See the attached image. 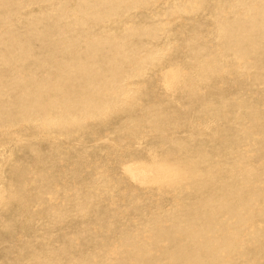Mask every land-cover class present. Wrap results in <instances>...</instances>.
I'll return each instance as SVG.
<instances>
[{
  "label": "bare ground",
  "instance_id": "obj_1",
  "mask_svg": "<svg viewBox=\"0 0 264 264\" xmlns=\"http://www.w3.org/2000/svg\"><path fill=\"white\" fill-rule=\"evenodd\" d=\"M64 2L0 0V29L4 28L0 33V131L5 137L16 128L33 133L31 139L25 135L30 141L23 140L26 142L24 145L16 144L17 141L14 143L18 148L25 147L27 150L33 143L45 137L48 141L55 142V139L61 141L68 148L67 158H71L63 166L78 169L84 160L75 152L76 149L71 143L73 141L82 143L85 140L82 133L86 135L85 132L90 128L88 125L94 123L99 126V121L102 122L103 117L108 119L118 113L129 115L127 117L130 118L133 108L138 104L140 106L139 92L142 88L139 90L137 88L139 84L135 86L134 83H129L131 80H127L128 84H125L127 82L122 77L129 70L123 61L131 59L125 60L123 42L121 44L117 42L119 39L127 40L129 38L127 36H131L129 40L137 42L138 40L134 38L137 36L139 38V33L135 36L136 27L129 29L127 25L121 24L124 28L119 30L115 25L121 22L119 20L122 17L124 20L130 18L127 20L129 22L126 21L127 24L133 23L132 18L139 16L136 10L141 12L140 7H145V18L152 11L167 12L170 8H161L165 3L163 0L154 1L149 9H146L145 5V2H150L148 0L141 1L145 3L144 6L139 5L140 1L137 0ZM114 3L118 4L117 7ZM121 3L124 4V7L121 5L123 8L126 3H128L126 7L131 8L128 10L129 13L125 12L126 16L123 13L119 14L121 6L120 9L118 6ZM177 3L180 1L177 0ZM35 4L45 6L46 10L39 14L35 12L38 14L36 16H27L25 21L20 14L21 9ZM223 4L225 7L221 8ZM111 5L116 7L112 8V12ZM195 7L190 10L188 8L189 12L193 13L198 9ZM183 8L185 10H180L188 13L186 7ZM147 10L151 13L148 14ZM179 15L180 13L176 15L177 20L183 19ZM210 15L216 18L215 35L220 36V42H217L220 44L213 52L208 51V55L200 59H196L198 54L189 56V67L179 62L178 64L186 71L180 70L181 67L177 63L172 62L171 65L161 63L163 67L158 69L160 72L158 82L162 84L163 92L175 89L179 91L177 94L182 93L187 98L188 105L193 108L187 110L186 114L193 113L196 120L214 119L224 127L223 134L214 133L212 140L209 139L211 143L218 141L216 142L218 149L206 153L205 140L201 142L199 138L197 142H200V145L195 148L186 147L182 141L180 144L171 143L170 150L161 154L148 152L146 160L135 159L128 162L120 160L118 164L120 174L125 181L133 184V192H136L130 198L127 190L120 192V196L133 201L138 197L139 202L147 201V207L144 206L146 204L140 207L150 210V214L138 218L136 222H123L125 224H121L119 230L112 231L110 238L106 239L101 238V235L108 231L107 226L101 223V219L109 209L105 208L104 212L88 209L91 193L87 192L86 197L75 189L65 187L62 193L60 192L63 198L57 195L48 184H57L58 181L56 183L54 176L47 174L44 166L37 163V156L30 158V162L35 163L31 167L29 165L28 168L20 170L21 168L14 166L8 174L12 177L8 186L14 190L12 192L10 190L6 195L9 202L12 200L20 202L23 195L31 196L27 193L26 186L34 185L36 193L32 197L40 207L43 206L41 212L45 218L44 223L48 221L47 224H50V221L58 219L65 221L69 215L70 212H66L61 205L62 201L60 205H54L57 198L74 205L71 212L81 219H89L92 215L98 218L95 226L91 225L94 231L90 232L88 242L85 243L81 241V236L85 232L83 226L78 228L74 236L64 235L61 238L63 246L58 250L50 248V242L46 239L48 235L39 237L41 245L37 244L38 247L31 251L26 264H264V155H261L264 154V150H259V147L264 145V97L260 98L261 94H264V63L259 61V54L264 53V0H216L214 7L210 8ZM149 18L152 17L147 19ZM23 21L24 26L21 25L23 33H20L21 30L19 31L17 26L23 24ZM159 21L161 22L160 19ZM109 22L116 27L115 33H108L107 28L104 29ZM143 22L147 25H144V30L139 28L143 36L150 35L146 29L157 33L159 31L161 32L159 36L163 35V28L167 27L163 22L164 27ZM97 29H100V32H97ZM14 31H17L16 35L10 36ZM95 33L97 34L94 35ZM155 34L151 37L154 41L157 39L156 36L158 37V34L156 36ZM195 34L194 43L199 42L201 46L205 36ZM141 40L140 38V42ZM82 44L84 49L80 47ZM164 47L162 48L159 43L154 45L153 49L147 50V59L148 55L150 59L145 63L153 58L160 62L161 59L157 55H163ZM256 58L258 62L254 60ZM150 64L153 67L154 62ZM128 65L130 67V64ZM136 65L134 69L131 68L130 75L132 78L134 76L135 79L138 77L141 79L142 75ZM144 67H148V64L143 65ZM193 73H197L196 78ZM198 83L201 85L206 83L209 97L201 100L198 95L200 88ZM231 91L235 93L236 101ZM11 93L12 95H8ZM253 94H257L258 97L255 99L241 97ZM229 96H232L231 100ZM154 110L155 107L144 110L147 116L145 126L161 133L167 132L166 125L170 120L173 122L179 120L177 119L179 116L176 118L173 116V111L166 113L164 109L162 112L161 108H157L159 114L154 116ZM23 123L33 126V132L29 127L22 126ZM189 125L190 131L196 136L204 129L200 122L196 124L192 122ZM197 126L199 129H196ZM39 127L42 133H39ZM125 127L127 126L122 128ZM206 128L208 129V126ZM122 131L124 129L120 134ZM172 131H175L174 128L168 129V132ZM190 140L194 139L187 141ZM163 143L162 145L166 144ZM11 152L0 154V172L5 170L8 161L13 157ZM92 166L102 173L101 177L104 174L109 176L110 171H107L109 166L104 170L103 167H96V164ZM101 179L95 181L91 192L95 197L105 199L114 194L113 191H116L119 183ZM47 187V190L41 189ZM30 198H27L28 204L20 202L19 209L26 211L28 207H32L33 202H29ZM143 209L137 207L126 210L125 213L140 216L142 214L140 210ZM37 212L33 210L31 215ZM119 214L115 213V220ZM17 217L20 218L17 222L25 223L19 212ZM45 227L43 226L42 230L45 231ZM30 240L25 243L29 245ZM25 243L24 247L28 248ZM91 246L96 250L91 253L85 251ZM81 250L87 254L84 253L83 256L73 254ZM10 251L11 249L0 251V262L23 264L20 260L9 259Z\"/></svg>",
  "mask_w": 264,
  "mask_h": 264
},
{
  "label": "rangeland",
  "instance_id": "obj_2",
  "mask_svg": "<svg viewBox=\"0 0 264 264\" xmlns=\"http://www.w3.org/2000/svg\"><path fill=\"white\" fill-rule=\"evenodd\" d=\"M64 1L65 0H59V2H62V3ZM73 1L75 2L77 0H73ZM87 1L89 2V0H86V2ZM129 1L130 0H128V2ZM131 1L135 2V0H131ZM137 1H140V2L143 1L144 2V0H137ZM148 1H150V2L149 3L145 2L146 4L143 2H141V3L139 2V5L142 6L143 4H145L146 9H149V7L156 0H148ZM163 1H165V3L162 5L161 8H163V7L170 8L167 12H160V11L154 12V11H152V13H151V12H148V10H147V13L148 14L151 13L153 16L150 14L145 18L144 17V12H145L144 8L145 7H140L141 9H139V10L141 12L136 10L137 14L139 16H137L136 18L134 16V18H132L133 23L127 24V22H129L127 20H130V18H127L126 20H124L122 17L121 20H119L121 22L117 23L115 25L116 27H119V30L124 28L123 26H121V24L124 26L127 25V28L129 27V29H131V28L133 29L136 27V33L137 34H135V36H137L139 33V38H138V36L134 38V39L138 40L137 42H136V40H133V39L129 40V38H131V36H127V38L129 37L127 40L124 38L125 41H124V39H123V41L122 40L120 41V39H119V40H117V42L119 44H121L122 42L124 44L126 42L124 45L122 44V48H123L122 50H123L124 56L126 58L125 60H127L128 58L131 60H129L130 62L128 60L123 61V63H125L128 67V68H126V67L125 68L129 71L125 70L127 74L125 73L124 76H126V77L124 78V76H123L122 78L125 82H127L125 84H128V81L131 80V81H129V83H131V84L134 83L135 86H137L139 84L137 86V88L139 90L142 88L141 92H139V95L141 97L140 106H138L139 105L138 104L135 108H133V110H132L133 114L130 115V118L127 117L129 115L124 116L123 113H118V114H115L114 116H112L111 118H108V119L106 117H103L104 119L102 118V122L104 120L105 121L103 123L101 121H99L100 122V124H98L99 126L94 125V123H90L91 125H88L90 128H88L87 132H85L86 135L82 133V136L85 137L84 138L85 140L82 143L77 142V141H73L71 143L72 144L71 146L76 149L75 152L83 157L84 163L80 166V168L78 167V169H77V167L76 168L74 167V169H73L70 166H68V167L63 166L65 163H68L66 161L71 160V158L70 159L67 158L68 156L66 154L68 153V148H66L65 144H62L61 141H58V140L56 141V139H55V142H53L52 140L48 141V140H46L47 138L45 137L43 140H40V141L37 140L38 142L33 143L31 148L28 147L29 150H27L25 147L22 149H21V147L18 148L17 146H15L14 143H16V141H17L16 144L24 145V143L27 142L26 139L28 140L29 138L30 139L32 138L33 133L27 132L24 129L22 130V129L16 128L13 131L9 132L8 137H5L4 135L1 134L2 132L0 131V154L5 155L6 151L8 154L9 151L11 152V150H12L11 153L13 156V157H11V160H9L7 165L5 166V170L0 172V200H1L0 201V251L5 252V251H8L11 249L10 254H9L10 255L9 259L13 258L14 260H20L23 262V264H26V262H28L27 257L30 256L31 251L35 250L38 247L37 244L41 245V243H39V241H38L39 237H45L46 235H48L46 237V239H48L50 242V248H52V250H58L59 248H61V246H63L61 238L64 235H67V237L68 236H70V237L74 236L75 232L78 231V228L80 226H81V228L83 226V230L85 231L83 233V235L81 236V241H84V243L88 242V236L91 234L90 232L94 231V230H92L93 228H91V225H92V227H94L95 223L98 219L96 216H93V215L91 217H89V219H83V218L81 219V217H78V215L74 214V212L73 213L71 212L72 210H74V205L67 204V201H63L61 198L60 199L57 198L56 203L54 205H57V204L60 205L61 201H62L61 205L64 206V210L66 212L67 211L70 212L69 215L67 216L65 221L58 219V221H54V222L50 221V224H47V223H49L48 221H46L44 223L43 220H45V218L43 216V212H41L43 209V206L40 207L39 204H37V201L35 200V198L32 197L36 193L34 185H27L26 186L28 188L27 193H30L31 196L23 195L21 197V200H20L21 204L25 203V202L27 203L28 202L27 198L31 197L29 202H33L32 207H28V209H26V211H24L25 209H19V208H21L20 202L14 201V200L9 202L6 199V197H7L6 195L10 192V190H11V192L14 190L11 189L10 185L8 186V183H9L10 179L12 178L8 174H9L10 170L12 168H14V166H15V168H18V169L21 168L20 170H22V168L23 169L28 168L29 165H30L29 167L34 165L35 164L34 162H30V158L32 156H37L38 157L37 163L39 165L42 164V166H44L45 172L47 174H51V176L52 175L54 176V178L56 179V183L58 181L57 184H48V186L50 188H52L57 195L62 196V194H61L62 190L65 187H69V188L75 189L76 191H78L79 194L86 196V197H88V193L92 194V197H90L91 198V202L89 204L90 207L88 206L89 207L88 209L92 208V209L98 210L99 212H104L105 208L109 209V212L106 213L105 217L101 219L102 220L101 223L104 224L105 226H107V228H108V231H106V233H103L101 235V238L106 239V238H110V235L113 233L112 231L119 230V228H121V226L123 224L130 222V221L136 222L139 219H141V217H147L150 214V210L143 209L140 207V206H143L144 204H146L144 206L147 207L148 206L147 201L143 200V201L139 202V200H140L139 197L136 201H133L132 199L125 198V196H120L121 193H123L126 190L128 192L129 198L134 193L136 194V192H133L134 191V188L132 187L133 184H131V182H129L127 180L125 181L122 174H120L121 169L119 170V168H118V164H119L120 160H123L125 162H128L130 160H135V159L146 160L148 158V154H147L148 152L154 151V152L161 154L163 152L170 150V144L171 143L173 145L174 144H180V143H182V141H184L186 147L195 148L196 146L200 145V142H197V140H199V138H200L201 142H203V140H205L204 144L206 147L205 148L206 153H212L215 151L216 148L218 149V147H217L218 144L216 143L218 141L211 143V142H209V139H210V141L212 140V136L214 135V133L223 134L224 133L223 132L224 127H221L218 124V122L214 119H213V121L210 120L209 118H202V119L200 118L199 120H196L195 117H193L194 116L193 113L186 114L187 110L190 111L193 107L188 105L187 98L184 97L181 92H180L181 95L177 94V92H179V91H176L175 89L174 90L169 89V90L163 92L162 84L159 83L160 82V80H159L160 72L158 70L159 67H163L161 65V63L162 64L167 63V64L171 65L172 62L174 64H176V63L178 64L180 62L183 65H185V67H189L190 66L189 56H195L198 54V57H196V59H200L203 56L208 55V51L213 52L214 48L220 44V43H217V42H220V36L215 35V28H216L215 20H216V18L213 17L212 15H210V8L214 7L216 0H179L180 3H177V0H172L174 2H172L170 0H163ZM183 1H186V2L183 3ZM66 2H67V0H66ZM181 2H182V4H181ZM67 3H70V2H67ZM127 4L128 3L125 4V8H123L124 7L123 3L119 4L118 8L121 5L123 6V7L122 6L120 7L121 9L119 8L120 9L119 14L123 13L126 16L127 13H125V12H128V10L131 9V8L128 9L129 6L126 7ZM167 4H169V5H167ZM114 5H116V4L114 3ZM114 5H111L112 7L110 9V12H112L113 9H115L118 4L116 5V7ZM182 6L186 7V10L188 13H186V11H183V12L181 11L182 9L185 10V8H183ZM195 6H197L198 9L194 10L193 13L189 12L190 9L196 8ZM220 7L224 8L225 5L223 4ZM188 8H189V10H188ZM122 9H123V11L121 12ZM21 10L22 11L20 12V14L22 15V17L25 18L24 20L26 21V19L28 18L27 16H32V15L36 16L39 14V12L41 13V12H43V10L45 11L46 7L42 6V5L38 6V4H35V6H31V7L29 6L28 8L21 9ZM179 10H180V12H178ZM136 11H131V13L136 12ZM142 11H143V13H142ZM35 12L38 14H35ZM153 12L155 14H153ZM178 13H180L179 16L182 17L183 19L177 20L176 15H178ZM150 16L152 18H149V20H148L147 18ZM153 17H155L157 20L154 19ZM138 18L140 21L138 20ZM227 18H229V17H227ZM159 19L161 20V22L159 21ZM236 19H238V18H236ZM114 21L115 20H113L112 22L114 23ZM134 21L138 22V23H134ZM143 21L149 22V24H151V25L152 24H156L157 26L160 25L161 27L162 26L164 27V24L166 23L165 25H167L168 28L167 27L163 28L164 29V31L162 32L163 35L161 34L160 36H159V34L161 32L158 31V33H157V32L152 31V30L150 31V29H146V32L149 31L148 33H150L151 36L150 35H147L149 37L143 36L142 35L143 33L141 34L140 29L147 26V25H145V23ZM20 22H21V19H20ZM112 22H109L110 26L106 24L108 27L107 26L104 27V29L107 28L106 29V30H108L107 32L111 33V34L115 33V28H116L112 24ZM158 22L161 24H159ZM162 22L164 23L163 25H162ZM226 22L231 23L228 21H226ZM140 23H141V25H140ZM135 24H137V25L135 26ZM138 24H139V26H138ZM21 25L24 26V21H23V24L21 23L20 25L17 26L18 30L19 31L21 30L20 33H23V27ZM176 26H178V27H176ZM113 27H114V29H113ZM102 28L103 27H101V29ZM166 29L169 31L168 33H167ZM3 30H4V28L0 29V33ZM97 30H98L97 32H100L99 31L100 29H97ZM143 30H144V28H143ZM15 32H17V31H14V33L11 32L10 36H15L16 35ZM154 33H156L155 36L158 34V37L156 36V38L158 39V40L156 39L157 41L156 40L154 41L153 38H151V37H154L153 36ZM165 33H166V35H165ZM195 33H200V34L205 36L204 42L201 46H199V42L194 43V37L196 35ZM96 34L97 33H95L94 35H96ZM133 36L134 35H132V37ZM143 37L144 38L147 37V38L144 39ZM140 38L142 39L141 42H140ZM149 38H151V39H149ZM129 42H130V44H129ZM127 43H128V46H126ZM139 43L142 45H140ZM159 43L162 46V48L165 46L164 47L165 48V52H164L165 54L163 53V55L162 54L157 55L159 57V59H161V61L156 62V60L152 57L153 59L149 60L150 62L148 61L145 63L146 60L150 59L149 55H148V59H147V54H146L147 50H149L154 45L159 44ZM143 44H144V46H143ZM163 44H164V46H163ZM129 45H131V47ZM123 46H125V48ZM148 46H150V47L148 48ZM80 47H83V49H84V44H82ZM129 49H131V50H129ZM127 51H128V53H127ZM184 51H186V52L184 53ZM144 55H146V56H144ZM262 55L259 54V57H260L259 61H262V63H264V55H263V58H262ZM45 56L46 55H43V57H45ZM157 56H155V57L158 58ZM136 57H137V59H136ZM133 59H135L136 61H134ZM254 60L258 62L257 58ZM135 62L137 63V65ZM151 62L152 63L154 62L153 67L150 66ZM128 64H130V67ZM146 64H148V67L143 68V65H146ZM126 65H124V66H126ZM134 65H136V68L139 70V73H141V75H142L141 79L139 77L137 79H135L133 75H132L133 78L131 77L130 72L132 70L131 68L134 69ZM178 65H179V67H181L180 70L184 69V71H186V69L183 68L180 64H178ZM155 67H157V68L155 69ZM153 69H154V71H153ZM234 69H236V68L234 67ZM148 70H149V73H148ZM143 72H144L145 76H144ZM152 72H153V74H152ZM193 74H194V77L196 78L197 73H193ZM134 81L137 82V84H135ZM142 82L144 84H142ZM198 85H199L198 87H200L199 91H198V95L201 98V100L209 97L210 94H208L206 91V89H207L206 83L203 85L198 83ZM229 85H230V83H228V86ZM258 86H260V84ZM221 90H223L222 86H221ZM234 91H235V88H234ZM231 93H233V91H231ZM233 94H234V99L236 101V98H235L236 95H235V93H233ZM8 95H12V93L8 94ZM256 95L257 94H253L252 96L250 95L249 97H247V95H244L241 97H243V99L244 98L255 99L258 97ZM154 96H155V98H152ZM213 96L215 97L216 95L213 94ZM10 97H12V96H10ZM263 97H264V94H261L260 98H263ZM228 98H229V100H231L232 96H229ZM228 98L226 99L227 102L229 101ZM238 98H237V101L240 100L239 96H238ZM169 106H170V108H169ZM149 107H155V110L153 111L154 116H157L159 114L157 112L158 110H156L157 108L158 109L161 108L162 112L167 111L166 113L173 111V116L175 118H176V116L177 117L179 116L177 118V119H179L178 122H173V120L172 121L170 120L166 125L165 131L168 132V129H173V128L175 131L174 132L173 131L168 132V134H167V132L161 133L160 131H158L156 129L145 126L147 116H146V113L144 112V110L148 109ZM163 109H164V111H163ZM116 120H118V121H116ZM136 121H139V123L137 124ZM192 122H193V124H196L197 122L201 123V125L204 129H201L202 131H201V133H199L200 135L196 136V134H193L190 131V125L189 124ZM207 122L209 124H207ZM151 124L152 123H150V125ZM21 125L29 127L31 129V132H33L32 131L33 126H27L24 123ZM179 125H180V127H179ZM124 126H127V127L122 128ZM207 126H208V129L206 128ZM39 128H40L39 133H42L43 131H41V127H39ZM122 129H124V131H125V132L122 131V134L124 136L122 134H120V131ZM196 129H199L198 126ZM135 130H136V133H134ZM26 134L29 138H27L25 136ZM21 135H23V136H21ZM193 135H195L197 138L193 137ZM260 136L263 137L262 134ZM191 138L194 140L193 141L190 140L191 142L187 141ZM20 139H22V140H20ZM30 139L28 141H30ZM166 139H167V141H166ZM23 140L26 142H24ZM206 140L208 143H206ZM8 142H9V144H8ZM163 142H166V144L162 145V144H164ZM193 142H195V143H193ZM261 147H263V148H261ZM261 147H259L260 148L259 150H264V145H262ZM5 148H6V150H5ZM23 149H24V151H23ZM35 153H36V155H35ZM261 155H264V154H261ZM31 159H33V157ZM93 163H95L97 165L96 167H99V168L103 167L102 168L103 170L106 166H109L110 168H109V170H107V171H110L109 176H106L104 174L103 175L104 178L101 177L102 173H99L98 170L93 168L92 165H95ZM112 163H115V164H112ZM115 166H117V167H115ZM112 175H114V176H112ZM117 178H118V180L116 181ZM100 179H101V181H106V182L111 181L113 183H115V182L119 183L118 188L116 189V191L115 190L113 191L114 194L112 196L105 197V199H100V198L95 197V195L91 192V190L93 189L92 186L95 183V181H99ZM41 189L47 190L48 187L47 188H41ZM62 198H63V196H62ZM48 205H51V204H48ZM137 207L139 209H143V210H140V212H142V214L140 216H134L133 214L131 215L129 213H125L126 210H131V209H134ZM33 210H36L38 212L31 215V212H33ZM18 212L21 215V219H23L22 221L25 222L26 224L25 223L22 224L20 222H17L18 220H20V218L17 217ZM115 213L116 214L121 213L117 216L116 220H115ZM24 217H26V219ZM112 218H114V220H112ZM123 222H125V223H123ZM43 226H46L45 231L42 230ZM63 226H64V228H63ZM27 227H28V229H27ZM7 229H8V231H6ZM31 235L33 237H31ZM30 238L32 240H30ZM27 240H30L29 245H27L25 243ZM24 243L28 246V248L24 247ZM85 248H84V250H85ZM94 250H96V248L91 246L90 249H86L85 251H87L88 253H91ZM87 252H84L83 250H81L80 252H75L73 254H76L78 256H83V254L84 253L87 254ZM68 254H72V253L68 252ZM8 263L9 262H0V264H8Z\"/></svg>",
  "mask_w": 264,
  "mask_h": 264
}]
</instances>
